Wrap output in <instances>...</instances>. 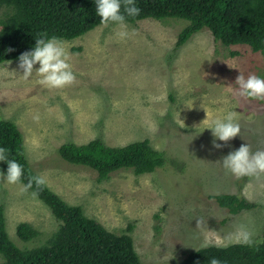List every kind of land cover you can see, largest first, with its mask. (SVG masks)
Returning a JSON list of instances; mask_svg holds the SVG:
<instances>
[{
  "label": "rangeland",
  "instance_id": "rangeland-1",
  "mask_svg": "<svg viewBox=\"0 0 264 264\" xmlns=\"http://www.w3.org/2000/svg\"><path fill=\"white\" fill-rule=\"evenodd\" d=\"M0 11V15H1ZM129 35L108 23L73 41H64L75 79L59 88L24 78L17 61L0 65V120L22 134L25 157L45 185L107 231L126 234L128 225L142 264H179L189 253L228 247L225 237L237 224L264 234V172L237 177L218 161L242 143L264 149V100L238 94L240 72L264 76V55L248 46L226 47L208 29L177 49L186 20L146 19L125 23ZM134 30V31H133ZM232 53H238L233 56ZM193 106L187 107L185 104ZM210 123L236 113L240 131L224 147H212ZM184 121V123L178 119ZM36 117V118H34ZM100 138L106 146L149 141L167 162L154 173L119 170L99 182L97 173L64 161V144ZM235 195L257 207L230 214L215 196ZM0 205L6 231L20 249L43 244L59 227L51 211L19 183L0 175ZM29 223L39 237L24 243L16 235ZM207 240L208 246L201 245ZM0 258V263H1Z\"/></svg>",
  "mask_w": 264,
  "mask_h": 264
},
{
  "label": "trees",
  "instance_id": "trees-1",
  "mask_svg": "<svg viewBox=\"0 0 264 264\" xmlns=\"http://www.w3.org/2000/svg\"><path fill=\"white\" fill-rule=\"evenodd\" d=\"M135 3L140 12L135 17L126 16L125 23L136 24L146 19L189 22L179 34L177 49L208 29L215 41L226 47L248 46L264 55V0H135ZM0 11V65L17 61L21 52L34 45V37L42 33L73 41L101 26L94 0H0ZM9 48L12 51H6ZM0 146L6 148L8 159L22 165V177L17 183L24 187L36 173L25 157L22 134L14 123L0 120ZM59 154L67 163L94 170L99 182L119 170H132L135 175L151 174L167 162L165 153L155 150L147 140L114 148L97 138L81 145L64 144ZM6 167L0 161V175ZM24 188L51 211L59 227L40 246L20 249L8 236L4 206L0 205V264H142L134 248L132 225H128L126 234L111 233L95 219L88 218L83 207L69 205L45 184L38 186L33 182ZM214 198L233 215L257 207L235 195ZM16 235L28 243L40 233L23 222L17 226ZM211 257L226 264H264V234L262 241L251 247L210 246L189 253L179 264H208Z\"/></svg>",
  "mask_w": 264,
  "mask_h": 264
},
{
  "label": "clouds",
  "instance_id": "clouds-1",
  "mask_svg": "<svg viewBox=\"0 0 264 264\" xmlns=\"http://www.w3.org/2000/svg\"><path fill=\"white\" fill-rule=\"evenodd\" d=\"M94 5L95 14L100 18V24L113 23L118 25L121 30L116 35L120 38L129 35L126 30L125 17H135L140 12L135 0H94ZM122 5L123 10H121ZM34 39V45L21 52L17 57L18 69L22 70L23 77L28 78L33 73L34 65L38 64V67H35L38 83L50 88H59L70 84L75 79V74L69 63V55L63 41L55 35L48 36L46 33H42ZM6 51H12V49L9 48ZM235 83L238 85L240 96L264 100V76L248 74L245 77L240 72L235 78ZM185 105L191 108L193 102L191 105ZM205 112L206 118L201 122L207 125L204 129H209L211 132L213 148L224 147V144L218 143V141L226 144L238 135L240 126L234 111H228L222 117L217 116L210 123L207 120L208 112L206 109ZM178 119H180L179 116ZM180 120L184 123L182 119ZM5 153L6 148L0 146V161L7 164L6 169L3 170L4 179L8 183L19 182L22 177V165L15 159H8ZM218 161L226 172L237 177L255 175L264 172V149L250 151L249 145L242 143L239 147L223 155ZM33 182L39 186L45 183V178L42 175L33 176L29 178L24 187H30ZM225 239L229 243H239L249 247L254 244L252 233L243 224H237L234 230L226 235ZM201 246L207 247V240ZM208 264H226V262L211 257Z\"/></svg>",
  "mask_w": 264,
  "mask_h": 264
},
{
  "label": "water",
  "instance_id": "water-1",
  "mask_svg": "<svg viewBox=\"0 0 264 264\" xmlns=\"http://www.w3.org/2000/svg\"><path fill=\"white\" fill-rule=\"evenodd\" d=\"M263 45H264V39H263Z\"/></svg>",
  "mask_w": 264,
  "mask_h": 264
}]
</instances>
